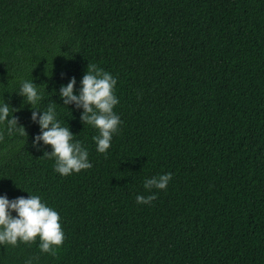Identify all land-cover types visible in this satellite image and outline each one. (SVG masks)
<instances>
[{"label":"trees","instance_id":"16d2710c","mask_svg":"<svg viewBox=\"0 0 264 264\" xmlns=\"http://www.w3.org/2000/svg\"><path fill=\"white\" fill-rule=\"evenodd\" d=\"M88 64L117 81L106 153L60 97L72 78L79 94ZM25 81L90 169L62 176L34 144ZM3 104L26 135L0 124V196L38 195L64 242L55 256L39 237L0 244V264H264V0H0ZM168 173L165 190L145 189Z\"/></svg>","mask_w":264,"mask_h":264},{"label":"clouds","instance_id":"9594fccd","mask_svg":"<svg viewBox=\"0 0 264 264\" xmlns=\"http://www.w3.org/2000/svg\"><path fill=\"white\" fill-rule=\"evenodd\" d=\"M117 81L108 72L95 64H88L86 73L81 81L79 94H74L76 85L72 78L67 86H61L60 97L64 104H75L82 108L81 120L83 123L94 126L99 135L93 137L99 153H106L111 146L113 134L121 124L120 117L113 109L119 103L114 94ZM25 98L27 104L34 109L32 120L37 121L39 115V126L41 134L35 137L34 144L43 141L45 145L53 149L50 158H55V171L62 176H68L73 172L90 169L92 165L88 160V151L82 147L80 142H73L74 135L69 127H62L57 120L56 105L51 104L46 111H39L34 106L42 99L38 86L32 81L22 83L20 94ZM12 109L7 104L0 106V124H6L9 133L19 130L25 136V129L18 127V120L13 116ZM11 117V118H10ZM0 133V140H3ZM172 179L171 173L147 179L144 182L145 189L165 190ZM156 199L155 195H138V204H149ZM12 212L17 216L14 218ZM59 214L42 202L38 195H29L28 198L19 197L9 201L6 196H0V244L17 245L18 241L24 243L35 242L39 237L40 249L43 253L56 255V249L64 242V232L60 225Z\"/></svg>","mask_w":264,"mask_h":264}]
</instances>
